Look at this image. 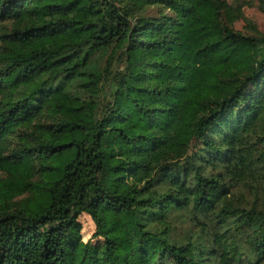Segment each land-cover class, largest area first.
Wrapping results in <instances>:
<instances>
[{"label":"trees","instance_id":"obj_1","mask_svg":"<svg viewBox=\"0 0 264 264\" xmlns=\"http://www.w3.org/2000/svg\"><path fill=\"white\" fill-rule=\"evenodd\" d=\"M240 13L0 0V264H264V208L233 200L264 198V33Z\"/></svg>","mask_w":264,"mask_h":264},{"label":"rangeland","instance_id":"obj_2","mask_svg":"<svg viewBox=\"0 0 264 264\" xmlns=\"http://www.w3.org/2000/svg\"><path fill=\"white\" fill-rule=\"evenodd\" d=\"M229 5L239 7L241 13L234 19L231 20V23L236 31L243 33H248L249 27L257 30L260 33H264V14L260 10L258 0H225ZM150 15H153V10L149 11ZM16 141L13 140L12 149L15 148ZM9 152H5L4 155H8ZM55 168V165H52ZM36 175L32 181L38 183L41 180V177ZM4 175L0 172V178H3ZM55 177L42 178L41 188H45L47 184L51 183ZM40 186V185H39ZM236 197H239V200L234 197L233 200H237L240 204L249 209L252 205H256L257 208H264V198L255 199L251 191L247 187H239L234 191ZM32 196L30 193L23 194L18 196L15 200L23 199L25 197ZM232 200V199H231ZM37 208V207H35ZM81 224V238L84 243L90 242L92 245H97L101 243L99 238L94 237L95 226L91 218L85 214L81 215L78 219ZM191 230L193 226L189 221L179 220L175 223L174 226V235L176 237H185Z\"/></svg>","mask_w":264,"mask_h":264}]
</instances>
